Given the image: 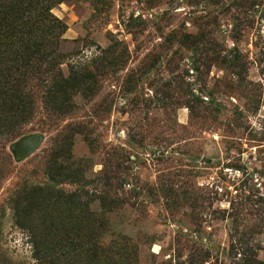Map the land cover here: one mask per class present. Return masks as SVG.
Masks as SVG:
<instances>
[{"label":"rangeland","instance_id":"1","mask_svg":"<svg viewBox=\"0 0 264 264\" xmlns=\"http://www.w3.org/2000/svg\"><path fill=\"white\" fill-rule=\"evenodd\" d=\"M33 1L64 28L0 121V264H264V0Z\"/></svg>","mask_w":264,"mask_h":264},{"label":"trees","instance_id":"2","mask_svg":"<svg viewBox=\"0 0 264 264\" xmlns=\"http://www.w3.org/2000/svg\"><path fill=\"white\" fill-rule=\"evenodd\" d=\"M47 1L57 2L58 0ZM36 5L40 6L39 3H34L33 0H0V25H7V28L9 29L5 33L0 32V42L4 43V46L6 47L8 44L6 37H8V40L10 37L15 38L16 41L14 43L17 44L15 54L18 55L7 60V62L11 61L15 64L16 71H14V76H16L14 77L8 74V76L3 77L2 81H5L3 86L0 83L1 87L8 88V90L14 93V96L9 99H5L9 102L7 106L0 105V121L2 118L6 121L19 114V108L23 106L22 100L25 101L26 99L24 93L25 86H28L30 82H37L46 78L47 75L51 74L53 71V69L48 67L51 65V51L52 48L59 43L61 29L64 28V26L59 20L53 18L52 16L50 17L53 20L49 19V17L47 18L45 14L48 10L43 7H37ZM193 42L197 44L198 48L200 47L199 40L189 41V43ZM210 45L212 44H205L204 46L203 54L206 51L204 54L205 61L200 63L201 65H204L206 60L213 63L217 60L215 57H212L210 53H207L208 48L216 50V46L210 47ZM4 46L2 45V47ZM222 63L229 71H232L233 74H235L239 68V70L243 71V73L246 70V63H243V58H241V56H237V54L232 56L231 59H228L227 57L222 59ZM196 64H198V62H196ZM194 68L199 70L198 66H194ZM73 74L76 75L78 72H74ZM61 77L62 75L60 74V78ZM54 78L57 79L56 77ZM73 79L74 78L66 80V84L68 86L66 89L63 88L64 94H67L69 90L79 88V86L75 84L69 85V83L73 82ZM12 82L14 84H12ZM11 84L14 86L12 87ZM79 89L82 90V87ZM189 108L191 113L194 114L196 112L193 106L190 105ZM11 113L14 115L10 117ZM215 114L217 113H214V115ZM197 117L200 118L202 115L197 113ZM34 203L35 201L31 200V204ZM41 206H46L49 211L56 213V210L48 206L45 201L44 203H41ZM87 221L90 223L89 219ZM88 233L91 234L90 231ZM85 237L88 238L89 235H86ZM65 246L60 245L59 248L64 249ZM87 252L91 253L92 251ZM43 256H46V254ZM46 259H49L48 255ZM247 264L255 263L249 261Z\"/></svg>","mask_w":264,"mask_h":264},{"label":"water","instance_id":"3","mask_svg":"<svg viewBox=\"0 0 264 264\" xmlns=\"http://www.w3.org/2000/svg\"><path fill=\"white\" fill-rule=\"evenodd\" d=\"M38 140L39 137H34V139H25L20 143V146L27 148V150L31 152L37 148V145H39Z\"/></svg>","mask_w":264,"mask_h":264}]
</instances>
